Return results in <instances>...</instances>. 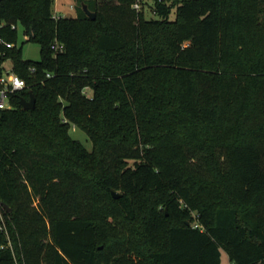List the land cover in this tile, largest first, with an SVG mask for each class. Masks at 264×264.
Segmentation results:
<instances>
[{"label":"trees","instance_id":"obj_1","mask_svg":"<svg viewBox=\"0 0 264 264\" xmlns=\"http://www.w3.org/2000/svg\"><path fill=\"white\" fill-rule=\"evenodd\" d=\"M78 1L0 0V264H264V0Z\"/></svg>","mask_w":264,"mask_h":264},{"label":"rangeland","instance_id":"obj_2","mask_svg":"<svg viewBox=\"0 0 264 264\" xmlns=\"http://www.w3.org/2000/svg\"><path fill=\"white\" fill-rule=\"evenodd\" d=\"M156 0H140V9L145 14L146 19H157L158 16L154 15L151 7L154 6ZM167 1V0H165ZM180 2L181 0H173ZM78 0H55L53 7V15L56 17H71L74 18L77 15V8L79 7ZM175 10L169 16L170 20L175 19ZM17 47H22V57L26 61H39L40 59V48L34 43L27 42V38L23 35V29L20 24H17ZM11 62L9 61V64ZM70 136L78 140L83 144V146L88 150H92V143L87 135L75 126H71L69 130ZM16 264H18V259L16 258ZM221 264H231L228 255L222 251Z\"/></svg>","mask_w":264,"mask_h":264},{"label":"built area","instance_id":"obj_3","mask_svg":"<svg viewBox=\"0 0 264 264\" xmlns=\"http://www.w3.org/2000/svg\"><path fill=\"white\" fill-rule=\"evenodd\" d=\"M133 7L136 10L140 9L139 3H136ZM54 17L57 18L56 16ZM2 26L3 23L0 22V28ZM13 28L15 27L13 26ZM0 46L12 48L14 47V44L6 42L2 37H0ZM2 56L3 53L0 52V110H11L13 108L12 97L17 93L24 91L27 88V84L25 80L20 78L13 71L12 64H9L10 60H1ZM47 76L49 77V74ZM1 208L0 204V214Z\"/></svg>","mask_w":264,"mask_h":264},{"label":"water","instance_id":"obj_4","mask_svg":"<svg viewBox=\"0 0 264 264\" xmlns=\"http://www.w3.org/2000/svg\"><path fill=\"white\" fill-rule=\"evenodd\" d=\"M83 10L86 13V15L91 19V20H95L96 15L94 12H91L88 7L86 5L83 6ZM20 105L22 106V108L24 110H31L34 108L35 106V98L32 92H29V99L25 100L22 99L20 101ZM111 195L114 199H119L121 197V194L115 190L111 191Z\"/></svg>","mask_w":264,"mask_h":264},{"label":"crops","instance_id":"obj_5","mask_svg":"<svg viewBox=\"0 0 264 264\" xmlns=\"http://www.w3.org/2000/svg\"><path fill=\"white\" fill-rule=\"evenodd\" d=\"M53 7H54V5H53Z\"/></svg>","mask_w":264,"mask_h":264},{"label":"clouds","instance_id":"obj_6","mask_svg":"<svg viewBox=\"0 0 264 264\" xmlns=\"http://www.w3.org/2000/svg\"><path fill=\"white\" fill-rule=\"evenodd\" d=\"M19 86V85H18Z\"/></svg>","mask_w":264,"mask_h":264}]
</instances>
